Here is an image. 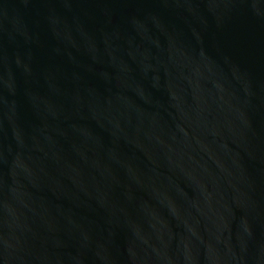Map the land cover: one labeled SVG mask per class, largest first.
Here are the masks:
<instances>
[{
  "label": "water",
  "instance_id": "water-1",
  "mask_svg": "<svg viewBox=\"0 0 264 264\" xmlns=\"http://www.w3.org/2000/svg\"><path fill=\"white\" fill-rule=\"evenodd\" d=\"M0 264H264V0H0Z\"/></svg>",
  "mask_w": 264,
  "mask_h": 264
}]
</instances>
